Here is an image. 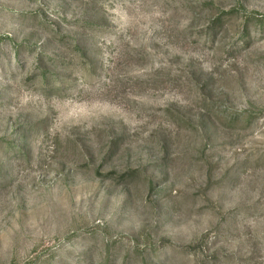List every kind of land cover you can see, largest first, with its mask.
<instances>
[{"label":"rangeland","instance_id":"obj_1","mask_svg":"<svg viewBox=\"0 0 264 264\" xmlns=\"http://www.w3.org/2000/svg\"><path fill=\"white\" fill-rule=\"evenodd\" d=\"M0 264H264V0H0Z\"/></svg>","mask_w":264,"mask_h":264}]
</instances>
